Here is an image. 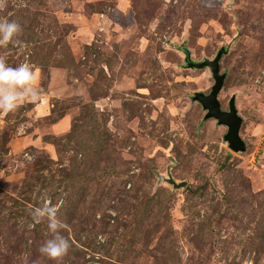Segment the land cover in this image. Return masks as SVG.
<instances>
[{
    "label": "rangeland",
    "instance_id": "374dc122",
    "mask_svg": "<svg viewBox=\"0 0 264 264\" xmlns=\"http://www.w3.org/2000/svg\"><path fill=\"white\" fill-rule=\"evenodd\" d=\"M0 19L22 26L0 57L42 90L0 112V264H264V0H4ZM222 46L243 152L192 100L214 80L186 52ZM46 197L63 201L59 260L29 227Z\"/></svg>",
    "mask_w": 264,
    "mask_h": 264
},
{
    "label": "clouds",
    "instance_id": "9594fccd",
    "mask_svg": "<svg viewBox=\"0 0 264 264\" xmlns=\"http://www.w3.org/2000/svg\"><path fill=\"white\" fill-rule=\"evenodd\" d=\"M4 0H0V7ZM22 26L7 19H0V48L17 44ZM41 89L37 86L34 65L23 62L15 67L9 66L4 57H0V112L8 114L18 110L25 102L35 103L41 98ZM23 132V129H20ZM63 201L51 198L41 200L39 206L30 210L32 223L29 227L45 223L48 238L44 240L39 252L50 260H59L69 251L70 241L63 234L65 224L59 217Z\"/></svg>",
    "mask_w": 264,
    "mask_h": 264
},
{
    "label": "water",
    "instance_id": "95a60500",
    "mask_svg": "<svg viewBox=\"0 0 264 264\" xmlns=\"http://www.w3.org/2000/svg\"><path fill=\"white\" fill-rule=\"evenodd\" d=\"M226 49L222 46L212 59L205 58L201 61H194L189 53L185 55V62L188 68L203 69L208 68L214 83L210 88L209 93L203 91L195 92L192 100L198 102L202 109L205 111L204 119H215L217 125L225 127L226 132L224 134V140L227 142L229 149L234 152H243L246 149L245 142L239 134V130L242 124V118L238 113L235 105V96L233 95L229 102L227 109L221 108L218 95L222 90L225 78L227 76L226 71H220V59L225 54ZM163 180L171 185L173 189L181 188L185 186V182H176L169 173Z\"/></svg>",
    "mask_w": 264,
    "mask_h": 264
},
{
    "label": "trees",
    "instance_id": "16d2710c",
    "mask_svg": "<svg viewBox=\"0 0 264 264\" xmlns=\"http://www.w3.org/2000/svg\"><path fill=\"white\" fill-rule=\"evenodd\" d=\"M181 51H186V49L184 47H182ZM187 53V52H186Z\"/></svg>",
    "mask_w": 264,
    "mask_h": 264
}]
</instances>
